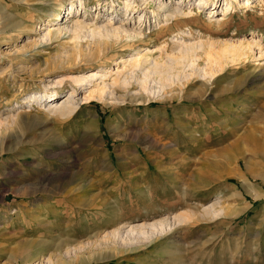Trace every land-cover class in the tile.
I'll list each match as a JSON object with an SVG mask.
<instances>
[{
	"label": "rangeland",
	"instance_id": "374dc122",
	"mask_svg": "<svg viewBox=\"0 0 264 264\" xmlns=\"http://www.w3.org/2000/svg\"><path fill=\"white\" fill-rule=\"evenodd\" d=\"M69 1L0 0V30L20 19L27 25L0 31V264H22L35 253L41 256L32 264H264V56L241 57L203 81L199 52L196 74L162 98L137 100L131 86L125 102L119 91L115 104L81 103L82 91L63 117L47 112L53 101L19 105L43 85L57 90L60 103L72 89L58 84L65 76L109 72L108 81L122 68L118 58L135 49L169 53V38L183 31L214 45V55L222 42L252 35L264 45V2L250 0L224 18L220 6L212 21L214 6H207L166 27L148 12L146 37L132 45L108 41L109 61L66 63L75 53L68 36H42L50 14ZM107 1L85 0L86 20ZM84 31L83 53L96 41ZM239 176L262 197L247 193ZM158 219H171V230L138 243L133 227Z\"/></svg>",
	"mask_w": 264,
	"mask_h": 264
},
{
	"label": "bare ground",
	"instance_id": "6f19581e",
	"mask_svg": "<svg viewBox=\"0 0 264 264\" xmlns=\"http://www.w3.org/2000/svg\"><path fill=\"white\" fill-rule=\"evenodd\" d=\"M12 1L26 2V4L33 1V4L39 3L44 7L46 4H51L56 0H37V2H35V0ZM255 1L256 3L264 2L263 0ZM116 4H118L117 8L114 5V0H108L105 3L99 2L95 4L94 7L95 11L98 10V17H92L91 20L88 21L86 20L88 18V6L86 5L85 0H70L63 12L58 10L54 14H50L48 25L46 26V33L43 34L42 39L49 41L50 39H56L59 36L67 35L73 45L75 53L70 55V58L66 61V63L69 61L77 63L83 60H92L95 58L98 60L104 58V60L109 61L112 56L109 55L111 47L108 41H111L112 43H116L118 41L121 42V45H124V43L126 45H132L135 41L142 40L146 37L142 27L150 18L148 12H150L151 17L157 21L158 26L166 27L171 20H189V18L196 16L200 10L206 8L207 6H214L211 10L209 9L208 15V20L212 21L211 19H213L214 16H210L213 14V11H217L220 6V12L223 13L224 18L228 12L232 10L234 11L238 6L249 8L251 2L250 0H180L176 3L172 0H119ZM151 4H153L154 8L151 9V11H147L146 9L150 7ZM60 6L61 4L59 5V8ZM34 9H36V7ZM102 9L106 12L104 11L105 13H102ZM40 11L42 12L43 10L40 9ZM108 11L109 13H107ZM57 21L63 23L68 21V23L56 26ZM218 22L219 20H217V23ZM23 24L24 22L21 19L15 21L11 25L6 22V25L0 31H14L16 29L14 27L16 26L17 28L27 26ZM24 29L25 28L22 30ZM27 30L32 29L27 28ZM84 30L87 31L92 40L96 38V41L93 40L92 42L94 46L93 49L88 48L85 53L78 48V44L80 39L83 37L82 34ZM5 38L10 39L8 36L2 39L6 40ZM169 39H171L169 41L172 43L169 53L164 52L155 55L150 49L143 50L142 52L140 49H135V51L132 50L133 52L128 58H118L116 64L120 63L122 68L121 70L113 73L112 77L109 76L111 78H109L108 81H105V78L108 76L107 74L109 72L90 73L86 75L83 74L82 76H65L63 79L58 81V84H69L72 89L70 93L64 96V100L60 103H58L57 100H54L55 98H58L57 95H59L57 90H47L48 87L43 85L38 87L37 91L31 93V95L25 97L19 105L25 106L26 109H31L34 107L37 108L38 105L43 103L48 104L46 101H53L49 103L47 112H53L63 117L66 116V114H70L77 108L75 105L76 102H74V97H76V93H82V91H86V95H84L82 100L79 102L82 103L89 102L90 100H97L101 102L103 101L109 105L117 102L115 99V92L119 91L121 92L120 94H122V99L120 100L125 102L124 100L127 98V94H130L128 93V88L131 86L137 87L138 89L137 90L135 88L136 91L131 94L137 96V100L140 99L144 101L149 98V96L152 98L167 97L173 91H180V88H182L181 86L185 84L184 82H187L194 73L196 74L197 71L194 70L196 64H194V61L199 52H202V55L206 58L204 59L206 61V66L197 72L203 81H210L215 77L216 72L218 73V71H220L226 64H234L241 59L243 60L241 57H244V59H257L264 56V45L262 44L260 38H257L256 35H252L248 41L235 42L234 44L222 42L221 45L219 44L220 48L215 55L213 54V49H215L213 48L214 45L208 41H204L203 39L194 38L191 36L190 32L186 33L183 31V33H176ZM1 42L3 41L1 40ZM25 60H27L26 57ZM238 179L242 180L246 192L252 195L254 199L262 197V194L258 191L255 192V186L247 180L248 178L246 179L244 176H239ZM243 209H245V206L239 210V212H242ZM208 212H204L203 216L207 215L211 218L216 215H211ZM194 215L195 213H193V216ZM175 218H180V220L178 219L179 223L184 222L183 218L179 215ZM185 219L187 220V218ZM170 220L171 219H158L151 223H142L134 226L133 228H137L138 231V243L143 240L151 239L153 236L157 237V235H160L167 230L170 231L172 226H170ZM164 221H167V223H164ZM117 232L119 231L117 230ZM146 233L149 235H146ZM68 242L69 241H65V244ZM105 242L106 241L104 240L101 245H106L107 243L105 244ZM18 249H20V247ZM40 256V253H35L34 256H25V261H23L22 264H32V261L34 262V260ZM82 262L83 261H81V263Z\"/></svg>",
	"mask_w": 264,
	"mask_h": 264
}]
</instances>
